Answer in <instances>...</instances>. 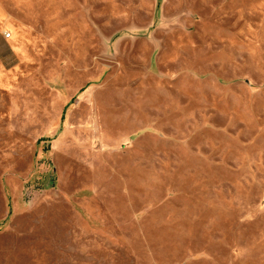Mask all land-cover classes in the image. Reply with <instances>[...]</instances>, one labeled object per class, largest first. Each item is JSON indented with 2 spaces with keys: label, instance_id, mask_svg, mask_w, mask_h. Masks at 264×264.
<instances>
[{
  "label": "rangeland",
  "instance_id": "1",
  "mask_svg": "<svg viewBox=\"0 0 264 264\" xmlns=\"http://www.w3.org/2000/svg\"><path fill=\"white\" fill-rule=\"evenodd\" d=\"M0 264H264V0H0Z\"/></svg>",
  "mask_w": 264,
  "mask_h": 264
}]
</instances>
